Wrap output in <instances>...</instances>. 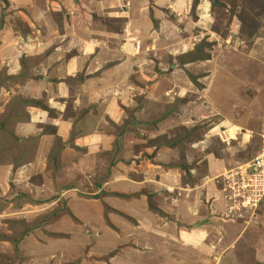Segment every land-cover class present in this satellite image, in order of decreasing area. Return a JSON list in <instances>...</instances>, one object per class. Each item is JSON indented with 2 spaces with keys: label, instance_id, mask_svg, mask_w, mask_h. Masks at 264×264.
Returning <instances> with one entry per match:
<instances>
[{
  "label": "rangeland",
  "instance_id": "rangeland-1",
  "mask_svg": "<svg viewBox=\"0 0 264 264\" xmlns=\"http://www.w3.org/2000/svg\"><path fill=\"white\" fill-rule=\"evenodd\" d=\"M31 1L37 16H42L39 29L28 28L32 11L28 9L12 15L8 25L19 37L11 47L19 54L21 72L8 76L6 71H0V94L3 90L8 92L5 112L9 106L17 107V103H12L15 99L35 101L21 94L26 83L8 77L18 78L25 72L28 80L39 81L43 74H36V69L55 50L52 43L60 41L54 34L62 29L63 23L71 22L60 0ZM195 1L190 12L193 19L200 13L196 8L202 0L196 4ZM73 2L76 9L70 17L76 18L74 23L88 26L91 33L99 32L93 37L95 43L113 52H122L127 47L129 31L126 36L124 32L127 13L119 10L122 14L119 15L117 9L112 10V0ZM154 2H147L145 7L155 31L152 36L148 33L134 41L138 48L133 49L134 64L128 74L119 69L116 76L111 75L126 54L116 58L118 54L106 52L103 59L113 61L93 76L103 79L100 84L106 89L86 95L78 110L71 104L64 114L75 125L86 112L97 108L99 101L106 100L117 113V122L107 120L104 128L114 138L111 150H94L86 157V151L74 145L78 135L74 130L66 144L60 137L55 138L45 170L50 172L48 179L35 176V181H29L28 185L12 180L6 196L0 191V240L6 236L19 244L15 255L12 243L0 241V264H25L27 258H36L32 264H104L120 251L128 250L141 255L132 257L138 264H178L181 257L183 264H264L263 256L256 258L250 251L253 248L264 251V202L257 208H243L231 201L233 194L229 187L241 182V176L260 151L264 135V0H204L207 2L203 6L204 16L208 15L204 22L208 23L202 25L207 30L197 28L188 32L175 13H168V20L179 24L181 31L174 24L160 25L153 16ZM9 5L7 0H0V26L1 22L6 24ZM111 34L120 35V39L110 40ZM31 37L38 38L32 44L34 48L29 47ZM184 39L193 41L191 52L186 54L179 46ZM101 46H97V52ZM59 56L64 62L72 54ZM207 61L213 64L206 66ZM190 63L205 67V71L195 70L196 67L192 70L187 66ZM84 77L80 74L62 82L76 97L79 91L76 86L86 80ZM46 101L38 102L48 109ZM86 101L92 102V107L86 108ZM27 108L18 106L17 112L26 114ZM5 112L0 114V124ZM219 135L228 137L226 142ZM67 144L73 150L64 156ZM6 145L0 148V165L14 166L16 161L34 159L33 144L20 148L9 141ZM61 148L64 149L60 152ZM110 170L116 175L111 180L107 176ZM172 170L177 171L184 186L196 188L197 194L205 192L201 199L204 203H208L205 194L210 185H215L213 192L230 189L225 192L223 211L217 207L208 209L202 202L197 209L195 219H218L199 242L206 248L204 254L202 248L199 255L191 253L194 242L186 232L182 233L188 236L184 243L179 237H159L160 240L157 237L137 242L136 247L131 239L140 231L143 218L154 219L146 224L152 227L151 233L158 225L160 228L177 224L172 214L163 211L166 196L160 197L164 193L158 188L160 173ZM29 185L35 192L24 194L30 190L24 186ZM195 194L192 192L190 199ZM31 200L38 203L32 205ZM180 204L184 215L185 211L190 213L185 200H180ZM190 215L183 226L192 230ZM187 242L192 244L188 246ZM177 251L182 256L176 261L170 257L168 262L167 255ZM52 254L56 256L51 258Z\"/></svg>",
  "mask_w": 264,
  "mask_h": 264
},
{
  "label": "crops",
  "instance_id": "crops-1",
  "mask_svg": "<svg viewBox=\"0 0 264 264\" xmlns=\"http://www.w3.org/2000/svg\"><path fill=\"white\" fill-rule=\"evenodd\" d=\"M7 1L10 4L7 9L9 16L7 17L6 24L4 22L3 27L0 28V71H6L8 76H17L21 72V65L18 58L19 54L17 53V51H15V48L11 47V44L15 43L19 37H16L14 31H11L8 26L10 25L9 22L11 21L10 17H12V15H18L19 13L22 14L23 9L32 10L30 11L31 18L29 19L30 24H28V28H32L34 31H37L39 29L38 21L42 19V16H37L35 9H32L31 0ZM73 1L60 0V4L71 22L63 23V26L61 27L62 29H60L57 33H55L54 31V36L59 37L60 41H62H59L58 43H52V46L55 47V50L46 58L44 64L36 69V74L41 73L43 75H41L39 81L30 78L28 82L24 86H22L23 91L21 94L26 98L28 97L37 102L42 99H47L46 105L48 107V110L37 107H29L27 108L26 112L30 115V121L19 123L15 126V135L19 140L39 138V144L34 153V160L31 163L16 170L13 165H0V191L3 192L2 196H6L8 194L10 188L8 186L12 180L13 182H21L25 185H28L29 181H35V176H46V179H48L50 172H47L45 170L47 169L49 154L52 150L55 138L57 137H60L66 144L70 140L72 132H74L75 130L78 135L73 141L74 145L75 147L84 149L87 154L86 157L92 154L94 150H96V152H107L111 150L114 138L110 134L105 133L104 128L107 124V120L117 122V113L115 112L116 110H114L113 106H109L106 104V100H98L99 102L97 108L91 109L89 110V112H86L75 125L72 123V120L65 118L64 114L67 111L68 106H70L71 104H73L75 110H78L80 106H82L86 95H96L99 92L103 91L104 88L106 89V86L104 87V84H100V82L104 81L103 79L100 80L99 78L93 77L102 70L104 65L113 61L111 57L109 61L107 59H103L106 56V52L107 54H118V57L116 58L123 57V53H125L126 59H122L119 62L120 64L116 66V70L111 71V75L116 76L115 74L118 73L116 71H118L119 69H121V73L128 74V71L134 64V60L132 59V56H134L133 49L138 48V44L134 45V41L137 39V37H139L140 39V37H144L148 33H150V35L152 36L155 31L151 25L149 13H147L148 7H145V4H147V2L149 1L151 2L152 0H122V3H119L121 0H112V2H110L112 10L117 9L118 12L116 13H119V10L122 11V14L127 13L125 15V19H128V21H126V31H124L125 36L129 31L126 38L127 47H125L122 52H113L110 49H107V47L105 48V46L103 47L97 42L95 43L93 37L99 35V32H97V30H93V33H91V30L88 28V26H85L84 24H81L79 22L74 23L76 18L72 19V17H70L76 9V4ZM138 1L142 2L143 7ZM155 1L156 3L154 2V7H152V9L155 8L153 16L155 20H159L161 22L160 25H173L174 23L168 20V13H175V15L178 16V21L185 24V32L192 31L193 29L197 28L204 29V31L207 30L202 25V23H208L204 22L208 19V15H206V17L204 16L206 11H204L203 6L207 4V2L204 3V0H202L198 8H196L200 12L196 14L197 20L193 19L194 17L192 18L190 13L193 0ZM88 5L91 6V3H89ZM128 11H130V13H128ZM113 13L115 14V12ZM122 14L119 13V15ZM179 26V24H174L173 27L181 31V28ZM47 30H49V32H53L54 29L49 28ZM109 38L110 40H115L114 42H117L118 39H120V35L111 34ZM54 39L56 38L54 37ZM176 39L179 40V35L177 33ZM37 40V37H31V39H28L29 43H31L29 47L34 48V45L32 44L33 42H37ZM103 41L106 42V40ZM176 45H178V43L174 44L173 46H169L176 47ZM97 46L102 47L99 52L96 51L98 48ZM179 46H182V53L186 54L188 52H191L190 50L193 46V41L191 39H184L182 40V44ZM184 48H186L187 50H184ZM124 51H127V53ZM61 54H72V56H70L68 60L62 62V59L59 56ZM110 54L107 56H111ZM205 64L206 66H209L207 64L213 63L211 61H207L205 62ZM195 65V63H190L187 66L194 70L193 68L196 67ZM204 68L205 67H196L195 70L201 69L200 72H204ZM80 74H84V78L86 80L76 86L79 88V91H77L78 93L75 97L70 94L72 93L71 90L68 89L65 82L62 81L68 78H75ZM207 91H209V89ZM7 94L8 92L6 90H3V92L0 94V114H3L5 112V106H7L8 103L5 99V96ZM70 99L71 101H73L72 103H70ZM86 104V108L92 107V102L86 101ZM49 110L52 111V113H50ZM72 150L73 149L71 148V145L67 144L63 155L68 156L66 155V153ZM107 176H110L109 179L111 180V178L115 177L116 175L112 172V170H110L109 172H107ZM177 176L178 173L176 170H172L169 172L164 171L160 173L158 179V188L161 192L164 193V195H160V197L166 196V206L163 211L167 214H172L177 224L173 223L174 227H171L169 225L164 227L160 226V228L157 224L159 229L156 226L153 230L154 233H151L152 227L146 224H151L154 219L152 221H146L148 218H143L142 221H140L142 224L140 231H135L136 234L134 233L131 239H133L136 247L138 245L137 242L142 243L145 242L144 240H157V237H163L165 239H176L179 237L183 242L184 238L188 239L187 235H182V233L186 232L185 234L189 235L190 241L194 242L192 245L193 248L191 249V253L199 255L198 253L201 248V253L206 251V248H203L202 244H200L199 242L202 243V240H204L203 238H205V236L212 230V228H214V225L216 224L214 220L218 219L216 217L195 219L197 209L202 206V202L203 206L208 207V209L217 207V209L223 211V209H225V200L223 199H226L225 192L228 189L221 190L219 192H213L215 185H210L207 189V193L205 194V202L207 196L208 203H204V201H202L201 199L205 192L200 193L198 191L199 188L197 187V191L199 192V194H197L196 188H193L192 186L189 187L188 185L186 187V184L184 186L180 181L181 179H179ZM31 186L32 185L24 187L30 188ZM32 189L33 187L30 188L29 191H25L24 194H28L32 191L35 192V190ZM98 189L99 192L102 191L99 186ZM192 192H195L196 194L193 199H190ZM180 200H185V202H187V205L185 207H188L190 213H187V211H185V215L184 213H182V211L180 210L181 204L178 206ZM232 209L230 210L232 211ZM188 214H191L189 217L192 218V222L189 223V225L194 224V228H192V230H189L183 226L187 221L186 218ZM179 224L181 226H179ZM190 244L192 243L187 242L188 246ZM135 251L136 250H134V252L129 250L120 251V253L116 254L113 257H110L109 261L105 262L104 264H138L139 262H137V260H134L132 257H135V255H137L136 258H138L139 256L141 257V255L136 254ZM250 251L256 258H261L262 256L264 257V251L262 250L253 248ZM50 256L51 258H54L56 255L52 254ZM178 256H182L181 251H177V253L172 255H167L168 262L170 257L176 261L177 259L175 258H178ZM34 259L36 258H27L25 264H32ZM83 264L99 263L84 262ZM178 264H183L182 257L181 262L178 261Z\"/></svg>",
  "mask_w": 264,
  "mask_h": 264
},
{
  "label": "trees",
  "instance_id": "trees-1",
  "mask_svg": "<svg viewBox=\"0 0 264 264\" xmlns=\"http://www.w3.org/2000/svg\"><path fill=\"white\" fill-rule=\"evenodd\" d=\"M197 0L194 2L196 4ZM197 7V6H196ZM3 25V22H1ZM2 25L0 26V28H2ZM196 61V60H193ZM0 78H2V74L0 73ZM14 78V79H13ZM9 80H15V81H22L23 83H27L28 82V77L25 74V72L20 75L18 78L16 77H8ZM12 103H17V107L18 106H23L25 105V107H37V108H42L45 110H48L46 107H42L41 105H39L40 103L37 101H25V100H21L20 98H18V100H14L12 101ZM11 105V104H10ZM17 107L15 109L11 108V106H9V108H7L5 115H4V121L3 123L0 124V148L3 149V146H7L6 144H8L9 141H11V143H14L16 146L20 147V148H26V147H30L32 144L35 146L34 148V152L36 151V148L38 147L39 144V138H31L28 140H19L16 135H15V126L19 123H24V122H29L30 121V115L26 112V114H21L19 112H17ZM58 140H60L59 137H57ZM64 148L60 149V152L63 151ZM34 159H30L28 161H16L14 164V168L15 170L25 166L29 163H31ZM30 203L33 205L34 203H38V202H33L32 200L30 201ZM3 239V240H2ZM1 240L2 241H6V242H10L12 243L14 246V251H15V255H17L18 253V241L12 240V239H8V237L4 236ZM0 240V241H1Z\"/></svg>",
  "mask_w": 264,
  "mask_h": 264
},
{
  "label": "built area",
  "instance_id": "built-area-1",
  "mask_svg": "<svg viewBox=\"0 0 264 264\" xmlns=\"http://www.w3.org/2000/svg\"><path fill=\"white\" fill-rule=\"evenodd\" d=\"M219 136L222 142H226L225 135ZM261 139L260 151L248 165L245 175L241 176V182L235 186L229 185L231 194H233L231 201L241 204L243 208H257L260 203L264 202V135Z\"/></svg>",
  "mask_w": 264,
  "mask_h": 264
}]
</instances>
